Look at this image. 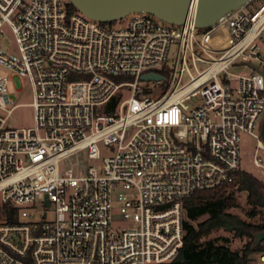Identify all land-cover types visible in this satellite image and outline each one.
Instances as JSON below:
<instances>
[{
    "label": "built area",
    "instance_id": "2783aa9c",
    "mask_svg": "<svg viewBox=\"0 0 264 264\" xmlns=\"http://www.w3.org/2000/svg\"><path fill=\"white\" fill-rule=\"evenodd\" d=\"M197 1L183 24L138 12L118 26L70 0H0V64L19 91L32 84L34 110L33 126L8 125L17 105L0 75V264H171L186 199L241 168L242 133L264 173V0L208 28ZM238 63L259 70L230 72ZM147 72L166 77L150 81L161 95L143 96Z\"/></svg>",
    "mask_w": 264,
    "mask_h": 264
},
{
    "label": "rangeland",
    "instance_id": "374dc122",
    "mask_svg": "<svg viewBox=\"0 0 264 264\" xmlns=\"http://www.w3.org/2000/svg\"><path fill=\"white\" fill-rule=\"evenodd\" d=\"M132 16L129 15L115 22L118 26H124ZM201 35L199 36V38ZM4 49L11 52H16V40L11 29L6 28L5 35L2 37ZM175 49H172V52ZM257 64L258 62L255 61ZM200 70L205 66L199 64ZM252 68L248 65H240L239 63L230 68V72L244 73L251 72ZM192 72L196 73L194 68ZM14 72L6 66L0 64V75L8 78L9 97L13 100V105H17L12 116L9 119L8 125L13 128L30 127L34 125V110L30 103L33 101L32 84L27 79H22L23 88L18 90L16 86ZM185 80H188L187 78ZM141 85L146 90L143 96L157 97L163 92L166 83L156 84L154 82H142ZM186 103L193 107L202 103L201 96H195ZM257 138L248 132L241 134L242 146V163L241 168L252 172L258 178L264 181V173L260 167H257L253 161V154L256 148ZM259 155L264 161V149H259ZM37 209H31L37 216ZM255 212V214H252ZM237 215L240 218L253 222L255 224H264V207L255 206L248 202V193L244 190L228 189L218 201H186L184 207V223L185 235L194 228H199L202 225L207 226L209 219L213 216L229 217ZM51 217V214H50ZM218 228V227H216ZM229 229V228H228ZM209 232V230H208ZM207 232V233H208ZM206 233V234H207ZM205 234V235H206ZM209 240V241H207ZM249 239L239 236L235 231L229 229L219 230L212 233L208 237L203 238L195 245L186 251L183 261L174 260L171 264H225L224 255L227 248L235 250H243ZM207 241V242H206ZM221 243H223V254ZM193 244V243H192ZM191 244V245H192ZM263 254H252L253 261L250 264H264L262 259Z\"/></svg>",
    "mask_w": 264,
    "mask_h": 264
},
{
    "label": "water",
    "instance_id": "95a60500",
    "mask_svg": "<svg viewBox=\"0 0 264 264\" xmlns=\"http://www.w3.org/2000/svg\"><path fill=\"white\" fill-rule=\"evenodd\" d=\"M249 0H198L195 12V25L208 28L223 15L240 7ZM82 13L90 18L103 22H113L125 18L132 13L147 12L173 24L185 23L192 0H70ZM254 69L259 70L254 64ZM264 74V70H260ZM142 80L161 81L166 77L159 72H147ZM261 141L264 145V119L260 129ZM49 204V200H47ZM11 217V214H10ZM264 240V230L256 233L255 245Z\"/></svg>",
    "mask_w": 264,
    "mask_h": 264
},
{
    "label": "trees",
    "instance_id": "16d2710c",
    "mask_svg": "<svg viewBox=\"0 0 264 264\" xmlns=\"http://www.w3.org/2000/svg\"><path fill=\"white\" fill-rule=\"evenodd\" d=\"M70 6L72 9L77 10L72 3ZM162 72L166 76L169 75L167 68L163 69ZM231 188L247 191L248 202L250 204L264 207V181L243 168H239L231 179L223 182L221 185L212 189L198 190L187 198L186 201H218L222 194ZM252 214H255V212ZM228 228L235 231L241 237H247L249 240L243 250L235 251L227 248L225 252V264H250L253 261L252 254H264V240L258 245H255L256 233L264 230V224H255L237 215H231L229 217L213 216L209 219L207 226L202 225L188 232L184 245L175 260L183 261L190 245L204 236L208 230L209 232L203 238L221 229L229 231ZM220 246L223 254V243Z\"/></svg>",
    "mask_w": 264,
    "mask_h": 264
},
{
    "label": "crops",
    "instance_id": "0c3cea01",
    "mask_svg": "<svg viewBox=\"0 0 264 264\" xmlns=\"http://www.w3.org/2000/svg\"><path fill=\"white\" fill-rule=\"evenodd\" d=\"M205 236V235H204ZM204 236H202L201 238H199L197 241H195L192 245H190L191 247L193 246V245H195L197 242H199V241H201L202 240V238L204 237ZM190 248V247H189ZM233 250H235V249H233ZM235 251H237V250H235ZM223 259H225V255H224V258Z\"/></svg>",
    "mask_w": 264,
    "mask_h": 264
},
{
    "label": "bare ground",
    "instance_id": "6f19581e",
    "mask_svg": "<svg viewBox=\"0 0 264 264\" xmlns=\"http://www.w3.org/2000/svg\"><path fill=\"white\" fill-rule=\"evenodd\" d=\"M263 145V143H261ZM264 146V145H263Z\"/></svg>",
    "mask_w": 264,
    "mask_h": 264
}]
</instances>
